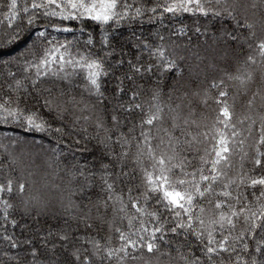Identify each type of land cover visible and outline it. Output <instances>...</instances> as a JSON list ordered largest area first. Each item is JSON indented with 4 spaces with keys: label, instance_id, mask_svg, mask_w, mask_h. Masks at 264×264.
Wrapping results in <instances>:
<instances>
[{
    "label": "snow or ice",
    "instance_id": "1",
    "mask_svg": "<svg viewBox=\"0 0 264 264\" xmlns=\"http://www.w3.org/2000/svg\"><path fill=\"white\" fill-rule=\"evenodd\" d=\"M30 9L32 14L27 17L28 25H32L35 20L43 17L46 21L44 27L51 26L57 31L64 32L73 31L70 27H62L64 21L91 20L100 25L111 27L112 23H119L128 17L130 12L134 19L142 16L145 10L153 15L161 16L164 13L172 15L197 13L203 17L212 18L228 16L235 20L236 24L232 30L222 28L219 32L217 39L223 41L225 45L221 60L226 66L219 68L222 73L219 81L215 78L212 79L209 87L204 89L203 103L205 105L210 90L217 89V95L213 99L218 105V112L211 130V137H209L208 131L194 135L188 126L190 123L196 124V121L190 122L186 117L182 119L177 111L179 105L173 107L171 104L163 102L161 99L163 88L160 81L149 88L150 95L145 103L136 102L141 93L134 90L128 104L120 105V108L124 109L128 116H132L138 110L140 127L138 137L120 132L116 140L113 141L115 134L110 132L101 119L97 118V129L103 130L106 134L104 139L99 142L105 144V147H108L113 155L118 156L120 161H123L128 155L125 145H131L135 140L136 160L141 164L143 173L140 177V184L135 186L139 195L133 197L134 189L128 187L129 203L125 204L123 189L120 193L115 192L116 180L128 177L129 181H134L136 176H129L122 165L118 173L110 172L108 165H101L99 180L103 185L102 190L107 193L106 199L102 203L106 208L108 201H113L114 204L118 203L119 208L113 207V211L124 213L128 221L126 230L120 227L114 228L120 241L119 246H108L110 238L106 239L103 244L98 239L90 238L87 243L92 245V251L89 252L88 249L82 251V248L77 246L79 238L70 239L67 233H59V240L71 245L70 251L67 245H62L67 255L57 254L56 244L51 243L50 245V241L43 238L40 242L41 248L33 246L28 251L27 254L32 259L30 261L18 259V264H154V262L160 264V258L165 255L170 258L168 264H173V252L176 253V257L182 264H240L241 261L243 264H264V151L261 150L264 148V0H163L162 3H155L151 7L145 4L129 3V0H31L30 4L25 2L19 11L28 13ZM17 14V0H10L8 13L5 15L10 28L13 27L12 20L17 17ZM240 29H244V31L241 32ZM21 30L20 26H17L13 33L6 32L4 38H0V42L10 43L18 38V33ZM195 31L200 32L201 30L196 28ZM180 32H184L183 27ZM47 36L48 34L43 31L38 32L36 39L32 41L28 51L35 63H29L28 66L35 69V79L31 77L25 79L31 80L33 92L43 91L49 94L43 98V104L55 115L51 120H48L38 111L30 108L29 100L34 99L38 103L40 97L33 96L32 92L24 86L23 81L17 80L15 82L16 92L21 95L15 98L6 96L0 102V123H19L21 127L26 125L36 131H49L57 136L59 143L65 138L72 139L71 131L63 126L54 127L57 119L61 121L64 119L63 112L67 109L62 108L60 104L50 98L51 88H41L40 86L49 77H57L71 83L73 76L83 75L86 70L87 74L83 75V86L90 95L103 97L102 77L113 74L115 69L110 64L106 66L104 59L92 51L90 46L94 44V37L91 34L88 35L83 45H78L75 56L69 51L71 42L53 45ZM160 40L161 43L155 46L147 40L142 42L141 46L149 50L150 60H154L155 65L151 62L140 63L138 55L137 63L128 61L133 74L148 73L155 67L163 76L167 72L178 69L177 61L183 60L185 57L176 50V46L168 48L163 43V36L160 37ZM99 43L102 51L108 49L104 51V56L111 57L114 50L111 49V42L106 30ZM82 48H86L87 51L81 52ZM193 55L200 59L198 54L193 53ZM77 56L79 59L76 58ZM52 57H56L57 67L54 69L52 68L54 63ZM117 63L123 64V61L120 60ZM68 67H71L73 71H67ZM210 67L216 68L217 65H210ZM230 67L234 68V71H230ZM77 69H79V73H77ZM178 75H182V73L178 72ZM257 75H259L261 86L252 93L251 98L246 102L249 111L255 115L256 119H253L252 115H248L237 121L239 124H243L244 120L250 121L246 131L251 135L252 125L259 120V137L255 141V154L251 158L253 167L250 172L253 175L244 173L239 177L237 184L234 179L228 177L227 171L221 167L222 164L226 168L232 167L231 144L238 143L241 146L244 144L243 139H236L243 135L244 130L237 128V123H233L235 114L232 111V106L228 103V85L225 83V78L228 81L236 82L238 91L243 90L247 94L249 85L256 81ZM124 78L131 80L132 76L125 73ZM117 79L120 78L117 77ZM120 83L122 84L123 81L120 80ZM177 84L178 81H173L169 91L178 90ZM117 90L123 91L119 86ZM257 97L260 101L261 111L259 112L254 110ZM72 99L75 100L74 97ZM168 99L171 100V96ZM21 104L24 106L21 107ZM86 107L88 106L86 105ZM80 118L77 117L76 121ZM83 119L87 120L88 117H83ZM110 119L113 128L120 124V116L115 111ZM136 126L133 123L129 134L135 132ZM225 130H230V134ZM83 131L86 132L87 129L85 128ZM198 136H203L205 141L209 139L213 141L210 151L207 148L194 147L201 143ZM154 140L157 141L155 145L153 144ZM106 141L112 143L109 144ZM73 142L78 144L80 141L73 140ZM112 144L120 145L122 151L119 154L115 153ZM161 145L164 148H161ZM0 147H3L5 152V160L0 161V171L7 169L4 180L0 182V203L4 206L5 222H9L7 209L13 207L9 203L12 198L18 197L24 206V211L29 210L30 201L25 198V193L30 190L31 173L25 174L21 168L16 177H13L12 173L17 172L16 167H13L18 163L17 157L8 150L7 146L0 145ZM157 149L160 151L158 152ZM188 149L203 152L199 156L198 164H193L183 155ZM145 158L150 162L148 166L143 164ZM207 165L210 167L206 168ZM148 167L151 168V171L148 170ZM75 174L82 178V183L78 185V190L82 193L96 183L97 174L86 168L76 167ZM114 175L115 179H112ZM110 180H112L111 183ZM217 184L222 185L220 191L216 189ZM232 184H236L237 189L241 185H245V190L237 193L235 203L230 202L233 193L229 188ZM213 195L216 196L215 202L209 199ZM140 197H143V202ZM220 197L228 199H220ZM242 201L244 206L237 208L236 205L241 204ZM129 204L135 212L133 215L128 214ZM205 204L212 205L214 210H209L212 211V214L207 220L204 218ZM149 205H151V211L148 210ZM65 207L66 209L76 207L71 201V197ZM225 208L227 211L224 210ZM145 216L150 218L152 227L147 226L148 222L143 219ZM241 216H243L242 222ZM81 219L85 221L86 228L93 227L92 224L87 223L90 219L88 215L82 216ZM10 223L15 225L16 221L13 219ZM238 223H241L242 226L239 232H236ZM217 232L220 233L219 238L215 235ZM233 233L236 234L233 235ZM51 235L52 233L49 232L48 236ZM181 236H183L182 240ZM245 237L252 240L254 246H251ZM3 238L11 244L12 248L17 247V242L11 236L5 235ZM25 243L31 244L32 241L26 240ZM238 244L239 251L237 250ZM250 247H252L251 251ZM185 248L187 253L180 251ZM241 252L246 254L249 259H244ZM49 253L55 258H40L47 257Z\"/></svg>",
    "mask_w": 264,
    "mask_h": 264
},
{
    "label": "trees",
    "instance_id": "2",
    "mask_svg": "<svg viewBox=\"0 0 264 264\" xmlns=\"http://www.w3.org/2000/svg\"><path fill=\"white\" fill-rule=\"evenodd\" d=\"M25 2L30 4L31 0H17L18 14L12 20L13 27L10 28L8 20L5 19L10 0H0V38H4L6 32L13 33L17 26L22 29L18 33L17 39L10 43L0 42V102L6 96L15 98L21 95V93L16 92L15 83L20 80L32 92L33 96L40 97L38 103L36 100L30 99L28 102L29 107L38 111L41 116L48 120H51L55 115L43 104V98L49 94L43 91L39 93L33 92L31 80L25 79L26 77L35 79V69L28 66L29 63H35V60L29 54L28 49L32 41L36 39L38 32L47 33V39L52 41L53 45L71 42L69 51L74 56L78 45H83L88 35L91 34L94 37V44L90 46L92 51L104 59L106 66L112 65L115 71L113 74L102 77L101 90L104 92L103 97L90 95L89 91L83 86V75L87 74L86 70L83 75L73 76L71 83L57 77H49L40 86L41 88H51L50 98L54 99L62 108L67 109V111L63 112L64 119L62 121L57 119L54 127H65L72 132V139L65 138L58 143L57 136L49 131H36L26 125L21 127L19 123H0V145L7 146L8 150L13 152L18 160V163L13 165V167H16L17 172L12 173V176L16 177L21 168H23L25 174L31 173L30 190L25 193V198L30 201V207L27 212L24 211V206L20 199L14 197L9 201L13 207L7 209L9 222H5L4 206L0 203V225H2L0 227V264H18V259L30 261L32 257L27 254L28 251L33 246L38 249L41 248L40 242L43 238H47L50 241V245L51 243L56 244L55 251L57 254L67 255L62 245H67L69 251L71 250V245L68 242L60 241L58 238L59 233H67L70 239L79 238L77 246L81 247L82 251L83 249H88L89 252L92 251V245L87 243L90 238L98 239L102 244L106 239L110 238L108 246H119L120 241L114 228L120 227L126 230L128 221L124 213L113 211V207L119 208L118 203L114 204L113 201H108L107 208L102 203L106 199L107 193L102 190L103 185L99 180L101 165H108V170L113 173H118L122 165L129 176H136L134 181H129L128 177H121L116 180L115 192L120 193L123 189L122 194L125 204L129 203L127 198L128 187H133V197L139 195L135 190V186L140 184V177L143 173L141 172V164L136 160L135 140L132 141L131 145H125L128 155L123 161H120L118 156L113 155L109 148L105 147V144L99 142L104 139L106 134L103 130L97 129V118L101 119L110 132L115 134L113 135V141L116 140L120 132L138 137L140 132L138 110L137 113L128 116L124 109L120 108V105L124 104L126 106L128 104L134 90L141 93L136 102L145 103L150 95L149 88L157 81H160L163 88L161 97L163 102L171 104L173 107L179 105L177 111L182 119L186 117L190 122L192 120L196 121V124L190 123L188 126L194 135L208 131L209 137H211V130L215 124V117L218 112V105L213 99L217 95V89L210 90L206 105L203 103L205 99L204 89L209 87L212 79L215 78L219 81L222 77L219 68L226 66L221 60L224 55L223 49L225 45L223 41L217 39L219 32L222 28L232 30L236 24V21L228 16L212 18L203 17L197 13H179L176 15L164 13L161 16L159 14L153 15L145 10L140 17L133 19L130 12L129 16L119 23L110 22L112 23L111 27L100 25L98 22L91 20H85L84 22L64 21L62 27L67 26L73 30L72 32H64L57 31L51 26L44 27L46 21L43 17L35 20L32 25H28L27 17L32 14L31 9L28 13L19 11ZM162 2L163 0H129V3L145 4L148 7ZM182 27L184 28L183 33L180 32ZM196 28H200L201 31L196 32ZM105 30L111 42V49L114 50L111 57L104 56V51L108 49L102 51L99 43L103 35H105ZM240 31L243 32L244 29H240ZM161 36L164 37L163 43L168 48L171 49L176 46V50L185 57L183 60L177 61L178 69L167 72L163 76L160 75L155 67L148 73L133 74L128 61L137 63L138 55L140 56V63L148 64L151 62L155 65V61L150 60L149 50L143 48L141 44L144 40H147L153 46L158 45L161 43ZM86 51V48L81 49V52ZM193 53L198 54L200 59H197ZM76 58L79 59L78 56ZM52 59L54 61L52 68L54 69L57 67L56 57H52ZM120 60L123 61V64L117 63ZM210 65H217V67L213 68ZM229 70L234 71V68L230 67ZM67 71L72 72L73 69L68 67ZM178 72L182 73V75H178ZM77 73H79V69H77ZM125 73L132 76V79L124 78ZM117 77L120 79H117ZM120 80L123 81L122 84ZM173 81H178L176 85L178 90L170 92L169 89L173 85ZM225 83L228 85V103L232 106V111L235 114L233 123H237L239 119L248 115H252L253 119H256L255 115L249 111L246 102L251 98L252 93L261 86L259 75H257L256 81L249 85L247 94L243 90L238 91L236 82L228 81L225 78ZM118 86L123 91H118ZM169 96H171V100L168 99ZM259 103V97H257L254 109L256 112L261 111ZM12 106L15 107V105ZM23 106L21 104V107ZM53 108H55V105H53ZM114 111L120 116V124L116 128L112 127L110 119ZM77 117L81 118L76 121ZM83 117H88V119L85 120ZM74 121H76L75 124H73ZM133 123L137 125L135 132L129 134V129L133 126ZM249 123L250 121L248 120H244L243 124L237 123V128L244 130V132L242 136L236 139H243L244 144L242 146L238 143L231 144L232 167L226 168L223 164L221 165L227 171L228 177L234 179L237 184L239 183V177L244 173L253 175L250 172L253 167L251 158L255 154V141L259 137V120L252 125L251 135L246 131ZM85 128L87 129L86 132L83 131ZM225 131L230 134V130ZM198 139L201 143L194 147L207 148L210 151L213 141L211 139L205 141L203 136H198ZM73 140H79L80 142L77 144ZM106 143L111 144L112 142L106 141ZM156 143L157 141L154 140L153 144L155 145ZM112 148L117 154L122 151L118 144H112ZM161 148H164V146L161 145ZM261 150L264 151V148ZM157 151L159 152L160 149H157ZM202 154L203 152H196L192 149H188L183 153L193 164L199 163V156ZM2 160H5V152L4 148L0 147V161ZM149 163L145 158L143 161L144 166H148ZM76 167L86 168L88 171L97 174L95 185L86 189L83 193L78 190V185L82 183V178L75 174ZM205 167H210V165ZM148 170L151 171V168L148 167ZM188 170L190 171L191 169L189 168ZM6 174L7 169L0 171V182L4 180ZM112 179H115V175ZM109 182L111 183L112 180ZM221 188V184L216 185L217 191H220ZM229 190L233 193L230 202L235 203L237 193L243 192L245 185H241L237 189L236 184H232ZM69 197H71V201L76 207L66 209L65 206L69 203ZM140 199L143 202V197H140ZM209 199L215 202L216 196H210ZM220 199L228 198L220 197ZM249 200H251V197H249ZM242 206H244L243 201L241 204L236 205L237 208ZM205 208L204 218L207 220L214 210L212 205L209 204H205ZM148 210L151 211V205L148 206ZM224 210L227 211L226 208ZM128 214H135L130 204ZM84 215L90 217L87 223L93 225L91 229L85 227V221L81 219ZM13 219L16 221L15 225L10 223ZM143 219L148 222V227H152L149 217L145 216ZM240 220L242 222L243 216L240 217ZM110 225L112 226L111 228L109 227ZM241 226V223L237 224L236 232H239ZM5 229H7V232H5ZM49 232L52 233L51 236H48ZM235 234L233 233V235ZM5 235L11 236L17 242L16 248H12L11 244L3 238ZM215 235L219 238L220 233L217 232ZM180 239L182 240L183 236ZM26 240H30L32 243L27 244L25 243ZM245 240L251 246H254V242L248 237H245ZM237 250H240L239 244L237 245ZM251 250L252 247H250ZM180 251L187 253L186 248ZM224 255L227 256V254ZM241 255L244 259H249L243 252H241ZM172 257L174 258L173 264H182L179 258L176 257L175 252L172 253ZM40 258L54 259L55 257H52L49 253L47 257ZM169 259L167 255L162 256L160 264H168ZM233 259H235L234 256ZM240 264H243V261Z\"/></svg>",
    "mask_w": 264,
    "mask_h": 264
}]
</instances>
